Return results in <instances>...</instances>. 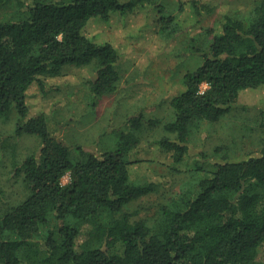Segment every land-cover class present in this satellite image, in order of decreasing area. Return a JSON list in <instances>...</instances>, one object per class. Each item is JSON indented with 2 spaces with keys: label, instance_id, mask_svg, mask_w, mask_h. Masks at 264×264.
Masks as SVG:
<instances>
[{
  "label": "trees",
  "instance_id": "1",
  "mask_svg": "<svg viewBox=\"0 0 264 264\" xmlns=\"http://www.w3.org/2000/svg\"><path fill=\"white\" fill-rule=\"evenodd\" d=\"M190 2L196 33L165 0H0V117L15 112L13 136L39 138L37 149L12 163L24 196L5 208L0 187V264H264V114L260 149L244 159L191 145L202 124L231 111L241 91L264 87V0L208 26L201 21L215 8ZM144 7L157 10L163 39L187 33L177 54L196 58L169 100L170 118L142 107L128 111L116 148L90 151L52 131L43 110L30 113L31 85L46 89L45 79L68 65H94L86 83L95 100L115 93L121 53L85 27ZM157 126L156 140L174 159L169 171L183 179L152 216L135 219L132 202L162 183L141 179L138 169L150 160L130 153ZM7 145L0 137V155Z\"/></svg>",
  "mask_w": 264,
  "mask_h": 264
},
{
  "label": "rangeland",
  "instance_id": "2",
  "mask_svg": "<svg viewBox=\"0 0 264 264\" xmlns=\"http://www.w3.org/2000/svg\"><path fill=\"white\" fill-rule=\"evenodd\" d=\"M165 1L175 15L187 19L189 33L198 31L200 25L192 24L190 0ZM202 1L215 8L201 21L202 25L208 26L226 12L250 10L258 0ZM181 2L184 7L176 9ZM158 19V12L153 7L126 14L115 13L107 21L92 19L85 27L86 34L99 42H112L121 53L119 89L95 100L86 83L94 75V65H68L63 75L45 79L46 89H42L39 83L31 85L27 98L30 113L33 115L43 110L50 117L52 131L90 151L116 148L117 127L125 122L128 111L133 113L142 107L146 114H156L165 120L170 118L169 100L182 90V76L195 66L196 58L177 54L187 33L167 41L158 33ZM206 87V84L202 86L203 89ZM159 102L160 106L157 105ZM263 114L264 87L245 89L230 112L212 124L205 122L191 136L192 148L213 154L219 147L220 156L228 151L235 159L257 153L261 146ZM112 124L115 131H112ZM15 126V112L0 117V137L8 138L6 151L0 155V187L4 190L5 208L24 196L22 178L12 166L14 158L22 159L39 146L36 136L14 137ZM159 136L158 126L145 132L140 144L130 153L132 160H150L137 168L141 179L160 180L162 183L155 192L132 202L135 219L152 216L160 203L179 191L182 183V174L169 171L174 159L172 152L156 140ZM179 165L186 167V164ZM69 180L67 173L63 182L68 183ZM95 243V240L90 242L92 245ZM259 258L264 259V245Z\"/></svg>",
  "mask_w": 264,
  "mask_h": 264
}]
</instances>
